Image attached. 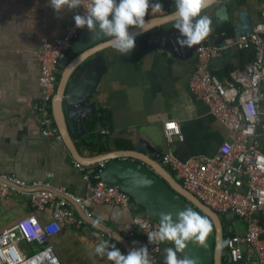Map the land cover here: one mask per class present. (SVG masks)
I'll return each instance as SVG.
<instances>
[{
  "label": "crops",
  "instance_id": "crops-1",
  "mask_svg": "<svg viewBox=\"0 0 264 264\" xmlns=\"http://www.w3.org/2000/svg\"><path fill=\"white\" fill-rule=\"evenodd\" d=\"M160 2L163 4L161 15L174 10V0ZM223 4L232 20H220L221 26L215 25L210 45L223 36H237L235 29L242 24L241 13H246L255 25L264 10V0H224ZM76 14H81V8L58 16L49 0H0V174L15 175L29 183L42 181L54 188L63 187L71 193L85 195L84 173L76 167V161L63 142L43 136L44 125L37 110L42 100L39 52L45 40L56 42L66 35L67 28L75 24ZM233 53L235 55L225 66L210 65L212 74L224 84L233 83V72L244 70L256 56L255 49L248 48L221 57ZM76 56L72 51L62 63L59 80ZM106 60L92 101L96 105V116L100 110L106 112L110 130L105 131L98 119H87L86 135L74 138L83 156L135 150L142 140L164 154L169 147L164 134L167 121H176L181 128L183 140L175 139L170 146L178 158L213 157L219 153L220 146L229 138V130L191 91L196 53L188 58L168 50H144L136 45L127 56L110 48ZM260 112L264 121V104ZM104 131L109 133L108 139ZM102 145L107 151L98 150ZM96 166L98 164L88 167L89 171ZM32 213L45 222L52 219L51 211H34L30 201L21 195L0 199V230ZM90 217L100 220L99 224L127 240L133 213L103 204L92 207ZM257 220L264 223V214H258ZM231 225L234 227L233 222ZM244 229L235 228L234 232L241 233ZM104 240L116 243L121 252L124 250L88 224L82 228L65 226L53 238V245L61 264H112L106 257L95 254V246ZM31 244L34 247L23 246L27 254L39 251L43 245ZM167 247L174 245L161 243L158 253L161 264H164ZM122 253L126 254L125 250ZM178 256L182 257L181 253ZM227 264L235 263L229 261Z\"/></svg>",
  "mask_w": 264,
  "mask_h": 264
},
{
  "label": "built area",
  "instance_id": "built-area-1",
  "mask_svg": "<svg viewBox=\"0 0 264 264\" xmlns=\"http://www.w3.org/2000/svg\"><path fill=\"white\" fill-rule=\"evenodd\" d=\"M84 12L85 9L81 8V15ZM161 14L162 11L150 13L147 18ZM84 29H78L73 24L67 28L62 39L56 42L45 40L39 52L42 100L37 110L44 125L42 134L58 142H63V139L55 127L52 99L58 91L60 67L69 58ZM248 48L255 49V60L244 70L233 72V83H222L210 71L213 59ZM196 57L191 91L227 127L229 138L213 157L178 158L170 146L175 139L183 140L181 128L178 122L167 121L164 134L169 147L162 155L161 162L172 170L186 189L223 216L226 223L228 220L231 234L225 240V245L232 263L264 264V223L257 220L258 214H264V121L260 112L264 104V10L261 20L249 34L226 38L219 45H203L197 50ZM75 165L84 173L87 182L85 195L71 193L63 187L55 188L54 191L28 190L25 188H37L45 184L42 181L29 183L15 175L1 174L16 186L0 180V199L21 195L30 201L34 211H51L52 219L45 222L32 213L1 229L0 264H61L53 238L65 226L82 228L86 224L67 196L81 204L88 216L92 207L103 204L115 205L126 213H133L127 233L131 249L146 245L152 264H161L158 258L161 243L150 244L147 235L158 229L159 221L136 213L132 198L118 187L104 184L100 172L94 175L97 181L93 182L85 165L77 161ZM228 216L243 220L246 223L244 231L234 232L235 228L231 225L233 219L229 220ZM133 241L139 243L133 245ZM31 243L49 245L27 254L22 245Z\"/></svg>",
  "mask_w": 264,
  "mask_h": 264
},
{
  "label": "water",
  "instance_id": "water-1",
  "mask_svg": "<svg viewBox=\"0 0 264 264\" xmlns=\"http://www.w3.org/2000/svg\"><path fill=\"white\" fill-rule=\"evenodd\" d=\"M223 2L224 0H214L203 12L212 20V29L216 24L221 26L220 20L224 22L232 20L227 12V6ZM170 13L146 19L144 30L130 29L131 34L136 37V45L144 50H168L176 56L191 58L200 47L211 44L209 41L212 39V34L205 41L191 48L180 47L176 43V38L180 34L174 27V21L169 18ZM240 19L242 24L235 29V33L237 35L249 34L253 29V22L246 13H241ZM226 38L227 36H223L220 41H214L213 45L222 44ZM110 48L112 47L107 43V38L94 39L93 34L87 28L75 43L73 52L77 56L65 69L57 94L52 99V113L57 132L61 135L63 143L75 161L86 167L102 163L101 181L127 193L148 217L159 221V214L164 212L172 213L175 218L179 211L191 207L198 214L207 218L212 224V232L206 241L207 246L200 247L195 243H189L181 255L197 260L198 264H225L227 250L224 240V217L184 187L174 173L161 162L163 154L157 148L142 140L135 150H114L92 157L83 156L79 152L74 138L86 135L87 119L95 121L97 118L96 105L92 99L100 77L106 68V55ZM234 55L235 53L215 58L210 65L225 66ZM79 68L80 70L74 76ZM146 179L151 181L150 186L143 183ZM0 180L16 186L1 174ZM25 189L55 190L49 185ZM67 197L72 201L86 224L95 227L117 242L115 237L118 235L101 224L97 225L96 221L85 213L81 204L72 197ZM117 243L122 246L126 254L131 250L126 239L122 238ZM228 257L230 259L229 255Z\"/></svg>",
  "mask_w": 264,
  "mask_h": 264
},
{
  "label": "clouds",
  "instance_id": "clouds-1",
  "mask_svg": "<svg viewBox=\"0 0 264 264\" xmlns=\"http://www.w3.org/2000/svg\"><path fill=\"white\" fill-rule=\"evenodd\" d=\"M214 0H174V11L169 18L179 32L176 43L180 47L191 48L205 41L212 32V20L203 14ZM49 5L58 16L66 11L79 8L85 9L84 14L74 16L75 27L87 28L94 39L107 38V43L122 55L131 54L136 48V37L130 29L144 30L146 18L150 13L163 11L160 0H49ZM150 186V180H144ZM103 219V217H101ZM100 220L96 221L98 225ZM212 232L209 220L198 214L193 208L187 207L179 211L175 218L172 213L159 214V227L147 233L150 244L158 245L171 242L174 247L164 249V264H198V261L184 253L189 243L206 247V241ZM115 240L120 242L121 236ZM138 241H133L137 245ZM95 254L106 257L112 264H152L149 249L145 246L133 247L123 254L108 240L95 246Z\"/></svg>",
  "mask_w": 264,
  "mask_h": 264
},
{
  "label": "trees",
  "instance_id": "trees-1",
  "mask_svg": "<svg viewBox=\"0 0 264 264\" xmlns=\"http://www.w3.org/2000/svg\"><path fill=\"white\" fill-rule=\"evenodd\" d=\"M96 119H98V121H99V123H100V126L105 130V131H107V130H110V127H109V119L107 118V114H106V112L105 111H99V113H98V115H97V118ZM104 131V132H105ZM109 133H107V132H105L104 133V135H105V138L106 139H108L109 138V135H108ZM102 137H104V136H102ZM103 143V142H102ZM98 150H100V152L101 151H107V148L105 147V146H101V147H99L98 148ZM102 167L100 166V165H98V166H96L91 172L89 171V169H88V167H87V171H89L90 172V175L93 177V182H96L97 181V179L96 178H94V175L96 174V173H98V172H100V169H101ZM168 168V167H167ZM168 169H170V168H168ZM170 171L172 172V170L170 169ZM181 181V180H180ZM182 182V181H181ZM137 208V209H136ZM135 210H136V213H138V214H142V215H145V216H147L146 214H145V211L140 207V206H138V205H136L135 204ZM34 247V245L33 244H30V247ZM32 249H34V250H37V249H35V248H32ZM29 250H31L30 248H29ZM32 251V250H31ZM34 252V251H33ZM35 252H38V250L37 251H35ZM34 252V253H35Z\"/></svg>",
  "mask_w": 264,
  "mask_h": 264
},
{
  "label": "rangeland",
  "instance_id": "rangeland-1",
  "mask_svg": "<svg viewBox=\"0 0 264 264\" xmlns=\"http://www.w3.org/2000/svg\"><path fill=\"white\" fill-rule=\"evenodd\" d=\"M228 219H229V220L233 219V225H234V227H235L236 229L239 228V229L242 230V229L245 228V224H246V223H245L243 220H241V219H239V218H237V217H235V216H228ZM48 245H49V244H43L40 250L46 248ZM22 246H25V244H23Z\"/></svg>",
  "mask_w": 264,
  "mask_h": 264
},
{
  "label": "flooded vegetation",
  "instance_id": "flooded-vegetation-1",
  "mask_svg": "<svg viewBox=\"0 0 264 264\" xmlns=\"http://www.w3.org/2000/svg\"><path fill=\"white\" fill-rule=\"evenodd\" d=\"M225 221V219H224ZM233 222V221H232ZM228 223V220H227ZM226 221L224 222L225 225V239L226 240L228 238V236L231 234V229L228 227ZM230 261L229 257H228V253L225 252V264H227Z\"/></svg>",
  "mask_w": 264,
  "mask_h": 264
}]
</instances>
